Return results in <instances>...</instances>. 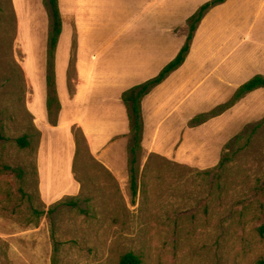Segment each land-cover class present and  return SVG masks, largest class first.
I'll use <instances>...</instances> for the list:
<instances>
[{"label":"crops","instance_id":"1","mask_svg":"<svg viewBox=\"0 0 264 264\" xmlns=\"http://www.w3.org/2000/svg\"><path fill=\"white\" fill-rule=\"evenodd\" d=\"M207 1L59 0L63 28L55 76L61 108L52 123L47 0H12L27 52L24 69L32 88L28 105L41 133L37 172L45 201L77 196L82 190L74 128L81 129L91 157L113 172L127 171L131 123L122 95L157 76L178 55L189 17ZM257 74L264 75V0H226L199 24L185 62L143 99L145 156L215 166L236 125L252 121L243 111L246 100L264 88L201 124L191 121L227 103ZM259 108L263 113L264 101Z\"/></svg>","mask_w":264,"mask_h":264},{"label":"rangeland","instance_id":"2","mask_svg":"<svg viewBox=\"0 0 264 264\" xmlns=\"http://www.w3.org/2000/svg\"><path fill=\"white\" fill-rule=\"evenodd\" d=\"M26 53L13 2L0 0V164L18 169L0 173V264H119L130 251L143 264H264V91L246 100L252 121L236 125L215 166L139 150L135 195L131 153L127 171L113 172L74 128L82 190L48 203L39 189L41 133L28 105ZM24 135L27 147L18 143ZM228 153L233 159L220 167Z\"/></svg>","mask_w":264,"mask_h":264},{"label":"trees","instance_id":"3","mask_svg":"<svg viewBox=\"0 0 264 264\" xmlns=\"http://www.w3.org/2000/svg\"><path fill=\"white\" fill-rule=\"evenodd\" d=\"M226 0H209L199 7V9L189 17L188 19V35L185 44L179 51L178 55L169 62L161 72L147 81L135 85L126 91H124L122 98L127 106L129 112V118L131 123V144L129 145V152L132 155V191L135 195L137 193V176L136 169L133 164L136 160V154L139 150L143 149V131H144V117L142 102L145 96L150 93L157 85L163 82L173 71L177 70L187 59V56L190 52L192 41L195 35V32L206 16V14L215 6L224 3ZM47 5L50 11V32H49V43H48V59L50 62L49 70L47 71V90H48V111L49 118L52 123H57V118L61 108V103L58 95L56 76H55V55L57 46L59 43V38L62 33L63 28V19L59 7V0H47ZM264 88V75L257 74L252 77L250 80L242 84L235 92L231 100L227 103L218 106L212 111L201 114L195 117L191 123L192 125H198L209 118L219 115L230 107L234 106L238 101L244 98L250 92L258 89ZM55 116V119L53 118ZM262 123L259 124L261 126ZM5 135L0 131V147L3 140H5ZM18 143L22 147H27L30 145L28 136L24 135L18 138ZM233 159L232 154L228 153L226 156H223L220 161V167H224ZM4 170H13L17 172V168H12L11 166H2L0 164V173ZM119 264H143V259L140 255L136 254L133 251L123 254L120 258Z\"/></svg>","mask_w":264,"mask_h":264}]
</instances>
